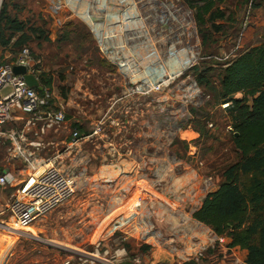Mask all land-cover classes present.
<instances>
[{
  "label": "rangeland",
  "instance_id": "374dc122",
  "mask_svg": "<svg viewBox=\"0 0 264 264\" xmlns=\"http://www.w3.org/2000/svg\"><path fill=\"white\" fill-rule=\"evenodd\" d=\"M189 2L0 0V18L6 11L23 22L32 39L0 47L15 53L0 58V67L16 62L23 48L41 60L35 68L52 78V109L63 105L67 118L49 132L42 156L76 180L69 201L23 232L0 228L7 236L0 264H186L213 245L205 264L246 258L191 220L237 155L227 131L232 111L216 105L194 72L183 74L197 66L217 85L226 63L263 45V1L227 0L231 19L205 45ZM156 83L162 91L149 93ZM194 108L214 124L204 136L195 129ZM74 125L81 128L77 141ZM23 128L24 121L7 130ZM4 170L27 171L0 145ZM15 189H0V211ZM2 220L14 226L8 216Z\"/></svg>",
  "mask_w": 264,
  "mask_h": 264
},
{
  "label": "trees",
  "instance_id": "16d2710c",
  "mask_svg": "<svg viewBox=\"0 0 264 264\" xmlns=\"http://www.w3.org/2000/svg\"><path fill=\"white\" fill-rule=\"evenodd\" d=\"M226 1L189 2L202 45L208 43L211 35L222 33V22L231 19L223 7ZM65 26L68 29L71 25ZM26 31L23 22L4 11L0 18V46L9 47L14 39V46H26L32 40ZM199 71L200 68L194 66L183 76L194 72L197 85L214 97L216 105L231 104L228 110L232 111L230 125L234 133L231 135L239 160L225 168L222 183L205 196L201 207L193 213V219L218 238L228 239L230 249L245 251L247 264H264V44L226 63L217 85L206 71L201 74ZM38 78L41 85L36 89L38 94L43 96L46 88L52 91V78L47 73ZM237 95L241 97L235 98ZM191 111L197 121L195 129L204 136L205 128L209 131L208 125L213 123L205 114H198L200 111L196 108ZM74 127L81 129L77 125Z\"/></svg>",
  "mask_w": 264,
  "mask_h": 264
},
{
  "label": "built area",
  "instance_id": "2783aa9c",
  "mask_svg": "<svg viewBox=\"0 0 264 264\" xmlns=\"http://www.w3.org/2000/svg\"><path fill=\"white\" fill-rule=\"evenodd\" d=\"M91 28L93 33L99 34L93 25ZM41 64V60L33 58L29 49L24 48L16 62L0 67V145H3L11 161H20L27 170L25 175H16L14 172L0 174V189L16 188L9 202L0 211V216H8L14 222V226L6 224L4 220L0 222V228L9 232H23L76 194V180L42 156L50 145L45 144L49 132L61 128L67 121L63 105L58 104V110H53V91L46 88L42 96L36 89L29 88L23 77L13 73L14 66H26L29 69L32 65L36 67ZM147 88L149 93L162 91L160 83ZM221 108L229 110L231 104H224ZM25 116L28 117L27 120ZM22 121L24 128L20 131L7 130L11 123ZM208 127L212 129L214 124L210 123ZM227 131L234 133L231 125L227 127ZM71 136L72 141H77L80 135L74 130ZM224 239L226 238H218V242L223 243ZM217 247L211 246L210 254L209 250L198 252L189 263L205 264ZM229 250L233 254L234 249ZM101 261L92 264H102ZM235 261V264H247L246 258H236Z\"/></svg>",
  "mask_w": 264,
  "mask_h": 264
},
{
  "label": "crops",
  "instance_id": "0c3cea01",
  "mask_svg": "<svg viewBox=\"0 0 264 264\" xmlns=\"http://www.w3.org/2000/svg\"><path fill=\"white\" fill-rule=\"evenodd\" d=\"M261 1H263V2H261V23H262V26H264V0H261ZM84 21H87V20H84ZM90 23V22H89ZM90 26H91V24H89ZM8 34V33H7ZM18 35V34H17ZM16 35V36H17ZM15 41H16V39H14L13 41H12V43L11 44H13L14 45V43H15ZM0 47H2V46H0ZM5 48V47H4ZM3 48V49H4ZM8 47H6L5 49H7ZM15 53L14 52H8V51H6V52H4L3 50L0 52V58L2 59L3 58V62L4 61H7V60H9L10 58H11V56L12 55H14ZM28 73H32V74H34L37 78H38V76L40 75V74H42V73H47V72H42L41 70H37L33 65L31 66V67H29V69H28ZM39 79V78H38ZM49 144V143H48ZM233 145V149H235V147H234V144H232ZM235 151V150H234ZM235 153H236V151H235ZM236 155H237V159L239 160V155L236 153ZM236 158H235V163H237L238 162V160H237ZM234 163V164H235ZM225 170V169H224ZM224 170H222L221 171V173H220V175H219V181H220V184L222 183V181H223V172H224ZM5 172H9V171H7V170H4L3 171V173H5ZM3 173H1V174H3ZM21 173H23V172H21ZM23 175H25V173H23ZM218 189V188H217ZM217 189H215V190H217ZM214 190V191H215ZM210 192H213V191H210ZM207 194V193H206ZM206 196V195H205ZM201 205H202V202L200 203V205L197 207V209H196V211L201 207ZM195 211V212H196ZM193 215V214H192ZM192 215H190L191 216V220L192 221H194L196 224H198V225H202V224H200V223H198L197 221H195L194 219H193V217H192ZM202 226H204V225H202ZM206 227V226H205ZM208 230H210L208 227H206ZM211 231V230H210ZM212 232V231H211ZM213 233V232H212ZM193 235H194V233H193ZM213 235H214V238H216V240L218 239V237L213 233ZM6 243H7V236H6V234H4V232L2 231V230H0V249L2 248V247H4L5 245H6ZM223 243H226V244H228V246H229V244H230V241L228 240V239H224V242ZM236 249V248H235ZM247 257V256H246ZM1 264H4V262H1Z\"/></svg>",
  "mask_w": 264,
  "mask_h": 264
},
{
  "label": "water",
  "instance_id": "95a60500",
  "mask_svg": "<svg viewBox=\"0 0 264 264\" xmlns=\"http://www.w3.org/2000/svg\"><path fill=\"white\" fill-rule=\"evenodd\" d=\"M13 73L15 76L23 77L26 85L32 89H40L39 79L32 73H28V68L26 66H14ZM238 137V134H235Z\"/></svg>",
  "mask_w": 264,
  "mask_h": 264
},
{
  "label": "bare ground",
  "instance_id": "6f19581e",
  "mask_svg": "<svg viewBox=\"0 0 264 264\" xmlns=\"http://www.w3.org/2000/svg\"><path fill=\"white\" fill-rule=\"evenodd\" d=\"M97 24H98V23H97ZM181 60H182V59H180V61H181ZM171 70L173 71V69H171ZM130 164H131V163H130ZM130 164H129V165H130ZM130 166H131V165H130ZM118 172H119V171H118ZM112 174H113V173H112ZM120 174H121V173H120Z\"/></svg>",
  "mask_w": 264,
  "mask_h": 264
}]
</instances>
